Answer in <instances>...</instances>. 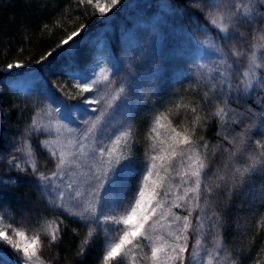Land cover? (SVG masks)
<instances>
[{
    "label": "snow or ice",
    "instance_id": "snow-or-ice-1",
    "mask_svg": "<svg viewBox=\"0 0 264 264\" xmlns=\"http://www.w3.org/2000/svg\"><path fill=\"white\" fill-rule=\"evenodd\" d=\"M79 2L81 5L91 6L102 17L113 9H117L112 13L116 15L120 10L117 6H122V0H109L103 4L100 0ZM188 7H195L216 30V39L205 44L206 49L213 54L212 63L204 62L202 56L197 57L201 60L200 63H196L195 59L192 63L200 77L209 82V91L205 92V97L219 100L212 115L218 118L221 127L226 126L229 120V101L224 96L232 94L233 78L239 72L241 62L246 61L235 88L234 99L245 103L253 100V103L249 105L248 115L236 113L240 120L232 118V122L242 123L247 120L249 128L255 127L256 134L261 136V139L255 140V152H249L246 147V133L238 141L230 142L235 151L230 153V162L224 166L227 171L224 174H220L219 170L210 173L209 157L215 155V150L210 153L208 144L201 146L196 139V129L203 126L207 117L201 115L198 105L178 102L164 112H157L153 117L145 135V160L143 171H140L133 152L135 133L128 123L130 117L123 109L127 108L130 113L135 107V103L129 102V97L133 100L143 99L139 95L141 78L125 72L117 83L116 77L123 71L122 64L113 60L106 48H100L99 54L92 57L95 65L89 72L72 70L68 75L80 92L99 93L111 89V94L107 97L85 98L88 104L105 101V108L109 111H100L79 132L69 127L73 121L72 111L60 116L65 121L64 124L58 123L55 126L50 120L41 123L38 112L32 118L30 130L44 131L50 135L55 132L54 140L42 142L50 159L55 162L54 170L50 174L37 170L30 143L17 151L28 157L31 172L15 158L8 162L9 170L18 169L44 182V191L50 197L48 202L61 210L60 215L67 213L68 216L78 218L76 222H84L88 231L80 244V255H84L98 231L104 233L105 247L101 264H140L141 261L146 264H185L186 260L188 264H240L235 256L224 250L220 231L223 227L221 217L215 212L209 216L206 210L217 189L223 188L229 199L241 197L250 194V189L255 186L258 178L261 182L259 194L264 199V0H185L174 6L175 14L181 15ZM189 19L192 17L189 16ZM99 23L105 24L106 21L101 20ZM195 24L197 32L207 35V29H203L198 20ZM86 27L80 25L57 46L73 61L77 49L82 46L84 36H81V32ZM152 28V39L155 42L158 39L157 29L155 25ZM246 34H250V39ZM74 37L80 39L74 41ZM70 41L73 43L70 44ZM134 42L138 43L139 37L127 38L130 48ZM63 45H68V48H63ZM60 54L57 52V55ZM52 55L53 52H48L43 59ZM160 60L155 47L142 57L149 79H161L164 65L158 62ZM22 67L24 65L17 61L7 64L6 70ZM254 92L260 97L259 103L253 99ZM121 100L123 103L116 104ZM72 109L79 110V106L73 105ZM173 109L177 113L181 109L191 112L190 128L184 126L182 130H178L173 126L170 119ZM83 111L86 113L98 110L92 108ZM45 115L50 116L51 113ZM117 115H121L122 119L109 128V121L115 120ZM165 122L170 134L162 137L160 129L165 126ZM74 132L77 133L75 136L72 135ZM237 154H242L245 162H232ZM209 175L217 181L215 184L207 183ZM66 177H76L77 180L67 179L65 182ZM6 192L7 188L0 186V201ZM2 206L0 203V207ZM173 208H183L187 215H176ZM194 212H199L195 224L196 238L192 251L186 256ZM206 220L211 221V248L204 243ZM62 224L63 221L60 220L41 226L44 234L50 237L49 243L58 240L59 225ZM0 242L19 254L17 264H43L39 255L42 247L39 231L28 237L25 231L5 225L0 216ZM145 248L149 251L145 252ZM137 250L139 259L133 256L132 261H129L130 255ZM256 255L259 257V253ZM0 264L8 262L0 256ZM255 264H262V261L257 258Z\"/></svg>",
    "mask_w": 264,
    "mask_h": 264
},
{
    "label": "trees",
    "instance_id": "trees-1",
    "mask_svg": "<svg viewBox=\"0 0 264 264\" xmlns=\"http://www.w3.org/2000/svg\"><path fill=\"white\" fill-rule=\"evenodd\" d=\"M100 2L103 4L109 0ZM184 2L185 0H122V6H117L120 10L116 15L112 13L117 9H113L102 17L91 6L81 5L79 0H0V186L7 188L0 201L3 205L0 207V216L3 217L5 225L25 231L28 237L40 232L42 247L39 255L43 264H101L105 247L104 233L98 231L87 251L80 255L79 247L88 231L84 222H76L78 218L68 216L67 213L60 215L61 210L52 207L48 202L50 197L44 191V182L18 169L9 170L8 162L13 158L18 162L21 152L17 149L30 143L37 170L45 174L54 170L55 162L42 146V142L48 140V135L44 131L30 130L32 118L38 112L41 115L46 108L80 105L86 97L92 96L91 92H80L73 85L68 73L72 70L81 72L86 68L88 58L98 41H103L112 54V59L122 64L123 71L117 75V83L124 77L125 72L141 78L139 95L143 99L133 100L129 97V102L135 103V107L130 113L127 108L124 112L130 117L128 123L135 133L133 152L140 171H143L145 160V135L153 117L157 112H164L178 102L198 105V111L207 117L203 126L196 129V139L201 146L207 143L210 153L215 150V155L209 157L210 173L219 170L220 174H224L227 171L224 166L230 162V153L235 151L230 142L238 141L246 133L248 151H256L255 140L261 139V136L256 134L255 127L249 128L247 120L242 123L232 122V118L240 120L236 113L248 115L249 105L253 103V100L245 103L243 100L234 99L235 88L246 61L241 62L239 72L233 78L232 94L224 96L229 101V120L226 126L221 127L218 118L212 115L219 100L205 97V92L209 91V82L200 77L192 63L194 59L199 63L198 44L205 38L216 39V30L195 7H188L186 12L177 16L174 6ZM101 20L106 23H99ZM197 20L203 29H207V35L195 30ZM82 24L87 26L81 32L84 40L73 61L57 46ZM153 25L156 26L158 36L155 42L152 39ZM246 36L250 39V34ZM128 37H139V42H134L130 48ZM79 39L80 37L73 38L74 41ZM69 43L72 44L73 41ZM62 47L68 48V45ZM152 47H155L161 57L158 62L164 65L158 81L148 78V70L142 61L144 54ZM48 52H53V55L43 59ZM57 52L61 54L57 55ZM17 61L24 67L6 70L7 64ZM26 73L31 77L24 79V88H13L11 82L22 80ZM111 91L104 90V96H109ZM252 95L256 103H259L260 97L255 92ZM170 119L174 127L182 130L184 126L191 127L192 114L186 109H181L179 113L173 109ZM160 134L162 137L170 134L166 122L161 127ZM200 137L203 139L200 140ZM235 161L243 163L245 157L237 154L232 162ZM27 170L31 172L30 168ZM135 182L134 180L133 184ZM216 182L209 175L207 183ZM260 187L258 178L255 186L250 189V194L231 199L223 188L217 189L206 210L209 216L215 212L221 217L223 227L220 231L224 250L235 256L240 264H255L257 258L264 264V199L259 194ZM172 211L176 215H187L183 208H173ZM197 215L199 212L192 215L193 228L188 234L186 256L192 251L196 238ZM60 220L63 224L59 225V238L55 243H49L50 237L44 234L41 226ZM205 224L204 243L211 248V221L206 220ZM144 251L149 250L145 248ZM0 256L8 264H17L20 259L15 251L2 242ZM133 256L139 259L138 250L130 255L129 261H132ZM140 264L146 262L141 261ZM185 264H188L187 260Z\"/></svg>",
    "mask_w": 264,
    "mask_h": 264
},
{
    "label": "rangeland",
    "instance_id": "rangeland-1",
    "mask_svg": "<svg viewBox=\"0 0 264 264\" xmlns=\"http://www.w3.org/2000/svg\"><path fill=\"white\" fill-rule=\"evenodd\" d=\"M209 40L210 39L205 38L204 41L202 40L201 43L198 44V53H197L198 56L197 57L202 56L204 62L211 64L212 59H213V54L211 53L210 50H207L205 47L206 42ZM202 42H205V43H202ZM100 48H106L107 52L110 53L106 44H104L103 41H98L95 44L90 57L88 58L89 61L86 65V68L83 71H81V73L89 72L90 68L94 67L95 61L92 59V57L94 55L99 54ZM198 61H199V63L201 62L200 59H198ZM30 77L26 73L22 76V80L11 82V86L13 88L22 90L24 88V79L26 78V80H28V79H30ZM100 87L103 88V85H101ZM91 95L99 98L100 96H104L105 93H103V92H99V93L91 92ZM116 104H120V101H117ZM72 106L73 105H71V106L58 105V106H55L54 108L53 107L46 108V110L40 115L41 116L40 122L41 123H47L50 120L52 122L53 126H55L58 123L64 124L65 121L60 119V116L64 115V113L67 111H72L73 112V121L69 125V127L74 128L77 130V132H79V131H83L86 127V122L90 123L94 117L99 115L100 111H109L105 108V101H101L100 104H95V103L88 104L85 101H83L80 105H78L79 110H73ZM92 108H96L98 111L97 112L88 111L86 113L83 111V109H89L90 110ZM57 109H59V112L57 111ZM125 110H126V108L123 109V112H125ZM49 112L51 113L50 116L45 115V113H49ZM120 116L121 115H117L115 117V120L109 121V128L111 127L112 124H117L120 121ZM46 134L48 135V141L49 142H51L52 140L55 139V135H56L55 132H52L51 135L47 132H46ZM76 134H77L76 132L72 133L73 136H75ZM65 135H67V133H65ZM19 155L20 156H18V158H19L18 162L21 164V166L30 168L29 167L30 161L28 160V157L22 152ZM67 179H72L73 181L77 180L76 177H66L65 182H67ZM4 245H6V244H4ZM104 245H105V242H104ZM11 250L14 251L13 249H11ZM18 256H19V254H18Z\"/></svg>",
    "mask_w": 264,
    "mask_h": 264
}]
</instances>
